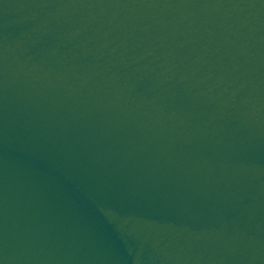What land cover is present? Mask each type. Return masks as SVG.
I'll use <instances>...</instances> for the list:
<instances>
[{
  "label": "water",
  "instance_id": "95a60500",
  "mask_svg": "<svg viewBox=\"0 0 264 264\" xmlns=\"http://www.w3.org/2000/svg\"><path fill=\"white\" fill-rule=\"evenodd\" d=\"M0 264H264V0H0Z\"/></svg>",
  "mask_w": 264,
  "mask_h": 264
}]
</instances>
